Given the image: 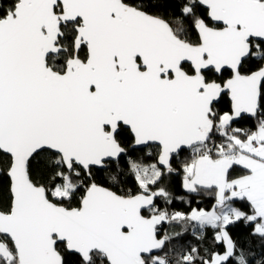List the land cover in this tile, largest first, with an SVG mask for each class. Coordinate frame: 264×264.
<instances>
[{
	"label": "snow or ice",
	"instance_id": "obj_1",
	"mask_svg": "<svg viewBox=\"0 0 264 264\" xmlns=\"http://www.w3.org/2000/svg\"><path fill=\"white\" fill-rule=\"evenodd\" d=\"M0 264H264V0H0Z\"/></svg>",
	"mask_w": 264,
	"mask_h": 264
},
{
	"label": "trees",
	"instance_id": "obj_2",
	"mask_svg": "<svg viewBox=\"0 0 264 264\" xmlns=\"http://www.w3.org/2000/svg\"><path fill=\"white\" fill-rule=\"evenodd\" d=\"M172 183H173L174 191H175V193L177 195L184 194L182 188L180 187V180H179L178 177L176 179H174ZM201 203H202L203 206H205L206 210H211V205H212L213 201L210 198H207V197L203 198ZM175 206L178 209L187 210V207L185 205H183V204H180L179 202H177ZM193 206H195V204ZM230 231H231V234L233 235V237L235 239H238L240 241H244V240L247 239L248 234L251 231V227L250 226L249 227H245L243 225V223H240V224H238L235 227H231ZM208 236L211 237V232L208 233Z\"/></svg>",
	"mask_w": 264,
	"mask_h": 264
},
{
	"label": "rangeland",
	"instance_id": "obj_3",
	"mask_svg": "<svg viewBox=\"0 0 264 264\" xmlns=\"http://www.w3.org/2000/svg\"><path fill=\"white\" fill-rule=\"evenodd\" d=\"M183 190V189H182Z\"/></svg>",
	"mask_w": 264,
	"mask_h": 264
}]
</instances>
